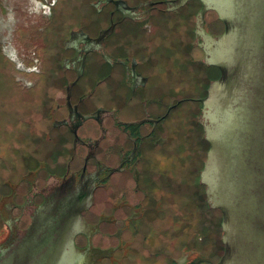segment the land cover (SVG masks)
<instances>
[{"label": "flooded vegetation", "instance_id": "obj_1", "mask_svg": "<svg viewBox=\"0 0 264 264\" xmlns=\"http://www.w3.org/2000/svg\"><path fill=\"white\" fill-rule=\"evenodd\" d=\"M80 6L71 23L49 34L62 42L51 84L57 91L47 95L45 82L30 76L26 88L13 77L8 103L0 98V165L13 170V187L0 205L7 232L0 263L16 264L30 249L36 253L25 264H216L201 260L202 249L192 250L206 243V224L203 235H194L187 216L196 199L205 211H193L195 217L206 219L208 210L201 172L210 144L201 100L222 76L209 56L214 46L219 51L220 35L207 15L219 22L217 14L201 12L199 0H82ZM40 31L47 38V27ZM31 52L20 55L31 60L38 55ZM31 64L25 75L33 73ZM38 86L39 118L31 123L22 114ZM98 192L108 206L99 212ZM65 201L74 208L56 210ZM97 237L108 241L105 257ZM177 237L184 238L178 245Z\"/></svg>", "mask_w": 264, "mask_h": 264}, {"label": "water", "instance_id": "obj_2", "mask_svg": "<svg viewBox=\"0 0 264 264\" xmlns=\"http://www.w3.org/2000/svg\"><path fill=\"white\" fill-rule=\"evenodd\" d=\"M199 1L201 12L212 10L219 18L207 15L209 28L220 35L219 51H208L222 73L201 100L210 144L201 172L208 262L264 264V0ZM55 205L58 211L74 208L70 201ZM23 253L32 257L36 250Z\"/></svg>", "mask_w": 264, "mask_h": 264}, {"label": "rangeland", "instance_id": "obj_3", "mask_svg": "<svg viewBox=\"0 0 264 264\" xmlns=\"http://www.w3.org/2000/svg\"><path fill=\"white\" fill-rule=\"evenodd\" d=\"M47 1V6H42V3ZM62 6H58L59 4ZM82 0H0V92H1V101L4 103H8L6 98L9 90L13 87L11 86L12 78L20 83L23 86L31 87L33 83L30 81V76L35 82H45L46 87L43 88L42 85V93L47 91V95L56 92V87L51 85L56 80L57 71H58V60L61 56V41L53 39V36L49 35L50 33H57V27L62 29L63 27L60 24H69L76 18V13L80 10ZM56 5L58 7H56ZM65 5V6H64ZM56 7V8H54ZM53 8V9H52ZM73 12V14H72ZM27 16V17H26ZM28 18L29 22L27 21ZM40 21V22H39ZM19 25V27H18ZM18 27V28H17ZM43 27H47L48 36L47 38L44 35H40ZM31 50L35 53H38L37 56L32 57L31 60L23 58L20 54L26 53V51ZM31 52V53H32ZM23 62V64H22ZM32 63V64H31ZM31 64V71L33 72L31 75H25L30 69L27 70L26 65ZM60 64V63H59ZM13 69L15 72H13ZM41 73H40V72ZM26 72V73H25ZM36 73V75L34 74ZM194 77V74H193ZM39 86L31 89L30 96L31 100V109L29 112H24L23 117H27L26 119H30L31 123L33 120L39 118V109L41 103L39 102L38 97H40ZM49 93V94H48ZM194 93V92H193ZM22 94V93H21ZM23 95V94H22ZM35 95V96H34ZM21 96L18 94L16 97ZM6 97V98H5ZM3 99V100H2ZM187 106V105H186ZM184 106V107H186ZM19 108V107H18ZM21 109V108H20ZM95 130V127H94ZM103 147V146H101ZM190 147H186L185 145L180 149L183 159L187 161V157L190 155L189 150ZM99 155V153H98ZM102 155V154H101ZM101 155L99 157H101ZM4 154H0V157ZM82 155H78L79 160ZM204 159V158H203ZM81 162V161H80ZM79 162V163H80ZM7 164V163H6ZM2 164L0 165V205L5 203V199L7 198V192L9 187H13L11 183V179L13 176L12 169L8 167V165ZM80 164L77 165V167ZM184 165V164H182ZM190 178H194L193 172ZM190 171V174H191ZM179 172V171H178ZM178 177V175H177ZM10 181V183H9ZM49 180V184H50ZM4 183H9L10 185H4ZM178 183V182H177ZM41 184V183H40ZM42 185V184H41ZM21 185L16 186V191L22 192L24 189ZM176 189H181L180 192L186 193L189 192V188L187 186V190L183 189V186L179 188L176 186ZM13 190V188H12ZM105 192H98L97 196H95V204L93 209L95 211H104L108 209L106 196H104ZM100 195V196H99ZM19 201V200H18ZM200 200L196 199L195 202L191 204V215H188L187 219L190 223L193 224V232H197L194 235H203L202 233L203 227H206V243L203 246L191 244L192 250L196 251L194 253H199V249L201 251L202 256L201 260L204 262H208V251H207V220L201 217H195V210H199L198 213L204 212L205 208L198 209L200 206ZM21 203V202H20ZM197 206L195 208L194 206ZM1 207V206H0ZM181 206L179 207V209ZM182 211V210H181ZM18 212L13 211L11 217L17 216ZM202 219V220H201ZM206 220V222H205ZM27 221V220H26ZM201 222H203L201 224ZM6 224L5 221L0 217V239L6 235ZM203 237V236H202ZM161 239V238H160ZM184 239L181 237L180 239L177 237L176 243L179 244V241ZM108 241L102 239L101 237H97L96 245L103 246L104 250H101L100 254L102 257L107 253L105 247L107 246ZM166 239H162L160 241L159 247L162 245L165 246ZM195 257V255H193ZM193 257V258H194ZM26 254L23 253L18 257L16 264H21L26 260ZM198 258V257H197ZM199 258V259H200ZM30 259H27L29 261Z\"/></svg>", "mask_w": 264, "mask_h": 264}]
</instances>
